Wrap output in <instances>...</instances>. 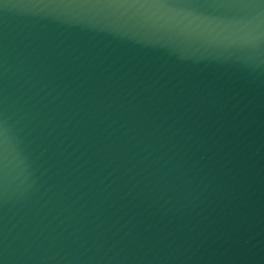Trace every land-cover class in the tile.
<instances>
[{"label":"water","instance_id":"1","mask_svg":"<svg viewBox=\"0 0 264 264\" xmlns=\"http://www.w3.org/2000/svg\"><path fill=\"white\" fill-rule=\"evenodd\" d=\"M0 264H264V0H0Z\"/></svg>","mask_w":264,"mask_h":264}]
</instances>
